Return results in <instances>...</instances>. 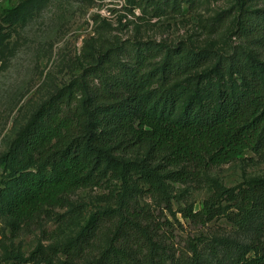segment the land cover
<instances>
[{"label": "trees", "instance_id": "16d2710c", "mask_svg": "<svg viewBox=\"0 0 264 264\" xmlns=\"http://www.w3.org/2000/svg\"><path fill=\"white\" fill-rule=\"evenodd\" d=\"M190 1L156 0L154 10L162 13L163 2L165 15H178ZM252 1L237 0L214 17L216 27L203 28L215 34L237 12L233 34L247 52L192 50L183 41H136L130 48L117 37L84 41L79 75L37 107L0 156V215L16 234L34 215L75 208L70 198L79 189L116 182L122 190L115 206L91 213L68 245L50 252L38 246L9 264H40L58 252L70 262L61 264H74L97 241L92 264L175 263L164 245L166 221L137 199L152 197L173 212L168 187L190 182L205 184L208 194L181 216L202 227L219 218L252 223L250 242L236 244V264H264V178L225 187L208 175L245 151L264 152V8ZM142 3L128 12L137 7L143 19Z\"/></svg>", "mask_w": 264, "mask_h": 264}, {"label": "rangeland", "instance_id": "374dc122", "mask_svg": "<svg viewBox=\"0 0 264 264\" xmlns=\"http://www.w3.org/2000/svg\"><path fill=\"white\" fill-rule=\"evenodd\" d=\"M138 0H0V156L37 107L58 88L79 75L83 67L81 47L91 37L119 38L130 48L136 41H156L167 46L186 42L192 50L212 47L223 54L250 51L243 39L233 34L237 12L224 28L207 34L203 28L216 27L214 17L234 6L237 0H191L178 15L156 13V0H142L145 17L128 12ZM250 6L264 8V0ZM262 59V58H260ZM6 172L0 166V194ZM209 177L225 187L248 178H264V152L245 151L235 160L213 168ZM119 183L77 190L70 198L75 208H54L50 216L34 215L22 221L16 234L10 219L0 215V264H9L15 254L27 257L36 247L62 248L73 241L88 216L115 206ZM173 212L156 204L152 197L138 198V205L166 221L169 237L164 245L177 259L172 264H236V244L246 245L254 235L252 223L236 226L219 218L202 227L181 216L180 209L192 204L199 209L208 194L205 184L190 182L168 187ZM102 237V236H101ZM100 243L76 259L74 264H92ZM58 252L40 264H61Z\"/></svg>", "mask_w": 264, "mask_h": 264}]
</instances>
